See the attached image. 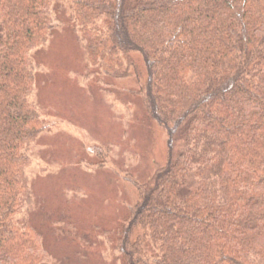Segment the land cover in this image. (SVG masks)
Instances as JSON below:
<instances>
[{"label": "trees", "instance_id": "1", "mask_svg": "<svg viewBox=\"0 0 264 264\" xmlns=\"http://www.w3.org/2000/svg\"><path fill=\"white\" fill-rule=\"evenodd\" d=\"M57 3L90 65L135 77L144 117L168 137L162 166L142 183L127 176L121 264H264V0H0V264L48 258L17 216L42 127L31 56Z\"/></svg>", "mask_w": 264, "mask_h": 264}, {"label": "rangeland", "instance_id": "2", "mask_svg": "<svg viewBox=\"0 0 264 264\" xmlns=\"http://www.w3.org/2000/svg\"><path fill=\"white\" fill-rule=\"evenodd\" d=\"M54 8L51 31L31 56L28 99L42 127L27 149L17 219L40 234L48 255L41 264H121L116 230L136 200L127 176L142 183L162 166L168 137L144 117L136 78L91 66L68 4Z\"/></svg>", "mask_w": 264, "mask_h": 264}]
</instances>
